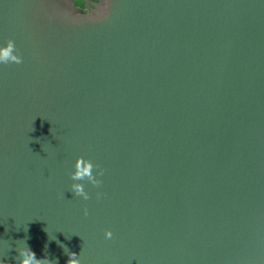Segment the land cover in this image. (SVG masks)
Returning a JSON list of instances; mask_svg holds the SVG:
<instances>
[{"label": "water", "instance_id": "95a60500", "mask_svg": "<svg viewBox=\"0 0 264 264\" xmlns=\"http://www.w3.org/2000/svg\"><path fill=\"white\" fill-rule=\"evenodd\" d=\"M81 1L0 0V255L264 264V0Z\"/></svg>", "mask_w": 264, "mask_h": 264}, {"label": "clouds", "instance_id": "9594fccd", "mask_svg": "<svg viewBox=\"0 0 264 264\" xmlns=\"http://www.w3.org/2000/svg\"><path fill=\"white\" fill-rule=\"evenodd\" d=\"M10 63H23V58L18 53L15 41L11 38L0 42V65ZM73 167L74 171L71 172V180L73 181V183L70 185L71 192L75 196L82 197L84 200H88L89 193L85 191L84 183L79 181H84L87 179L91 185L99 186L102 181L98 177L103 175V169L100 167V165L94 164L91 159H86L83 156H78L76 158ZM100 195V193H97L98 198ZM84 214H88L87 209L84 210ZM104 237L105 239H111L113 237V232L110 229H106L104 231ZM26 239L27 238H25V240H20L23 241V246L16 248L18 253V264H58L57 261L48 259L47 253L45 254L44 258L37 259L36 253L32 251V249L27 245ZM46 248L47 245H45V249ZM64 250L69 257L67 264H81L79 255H77V253L68 251L66 247ZM0 264H7V261L4 259L3 255H0Z\"/></svg>", "mask_w": 264, "mask_h": 264}, {"label": "flooded vegetation", "instance_id": "af4514ba", "mask_svg": "<svg viewBox=\"0 0 264 264\" xmlns=\"http://www.w3.org/2000/svg\"><path fill=\"white\" fill-rule=\"evenodd\" d=\"M73 1H74L75 5H77V6H83V3H82L81 0H73Z\"/></svg>", "mask_w": 264, "mask_h": 264}]
</instances>
